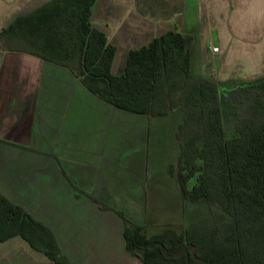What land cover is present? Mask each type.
I'll return each instance as SVG.
<instances>
[{
	"label": "crops",
	"instance_id": "crops-1",
	"mask_svg": "<svg viewBox=\"0 0 264 264\" xmlns=\"http://www.w3.org/2000/svg\"><path fill=\"white\" fill-rule=\"evenodd\" d=\"M56 1L0 0V194L52 234L68 264H143L127 251L120 214L148 237L208 217L197 218L204 204L184 200L177 179L183 114L150 117L93 94L73 72L76 44L49 40L58 7L70 4ZM185 4L96 0L90 25L116 50L111 74H125L131 51L177 32L194 38L195 76L264 78V0H199L194 29ZM161 218L165 227L148 234ZM0 264L56 263L14 236L0 241Z\"/></svg>",
	"mask_w": 264,
	"mask_h": 264
},
{
	"label": "trees",
	"instance_id": "trees-1",
	"mask_svg": "<svg viewBox=\"0 0 264 264\" xmlns=\"http://www.w3.org/2000/svg\"><path fill=\"white\" fill-rule=\"evenodd\" d=\"M69 1L58 7L49 40L52 35L57 44H76L80 67L73 72L105 102L150 117L182 112L180 191L184 200L212 210L181 233L168 228L150 237L120 214L127 251L143 264H264V78L221 84L195 76L194 38L177 32L131 51L125 74L116 77L111 74L116 50L90 25L96 0ZM65 58L71 64L74 55ZM227 112L234 116L231 138ZM14 236L56 264H68L52 234L0 194V241Z\"/></svg>",
	"mask_w": 264,
	"mask_h": 264
},
{
	"label": "rangeland",
	"instance_id": "rangeland-1",
	"mask_svg": "<svg viewBox=\"0 0 264 264\" xmlns=\"http://www.w3.org/2000/svg\"><path fill=\"white\" fill-rule=\"evenodd\" d=\"M185 13H186V17L188 19V28L189 29H194V28H198L199 27V0H186V4H185ZM207 74V78L215 80L213 73L211 70H207L206 72ZM225 121H226V132H227V136L228 137H233L234 136V116L232 113H226L225 115ZM196 184V180L193 179L191 180L189 187L192 188L194 185ZM189 205L186 206V208H188ZM199 207L202 209L206 208L204 212H202L200 210V213L197 215V218H201L204 215H210L211 214V209L209 207H207L206 205H199ZM214 212H216L214 210ZM213 213V212H212ZM217 214V213H216ZM163 221L162 218L160 220V222H158L156 224V226H152L153 229H151L150 231H148V234L154 233V232H158L162 229V227H165V225H163ZM167 223H172L176 228H178L179 230H182V224L179 220H172V218H170L169 220H167ZM168 225V224H167Z\"/></svg>",
	"mask_w": 264,
	"mask_h": 264
},
{
	"label": "built area",
	"instance_id": "built-area-1",
	"mask_svg": "<svg viewBox=\"0 0 264 264\" xmlns=\"http://www.w3.org/2000/svg\"><path fill=\"white\" fill-rule=\"evenodd\" d=\"M218 51H219V48H213V49H212V52H213V53H216V52H218Z\"/></svg>",
	"mask_w": 264,
	"mask_h": 264
}]
</instances>
